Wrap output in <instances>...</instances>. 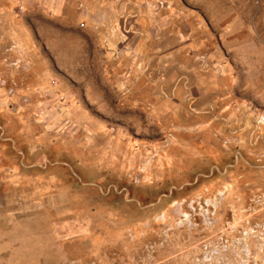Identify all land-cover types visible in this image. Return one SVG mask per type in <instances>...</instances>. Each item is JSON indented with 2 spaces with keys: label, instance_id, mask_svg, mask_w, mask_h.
I'll return each instance as SVG.
<instances>
[{
  "label": "rangeland",
  "instance_id": "1",
  "mask_svg": "<svg viewBox=\"0 0 264 264\" xmlns=\"http://www.w3.org/2000/svg\"><path fill=\"white\" fill-rule=\"evenodd\" d=\"M0 264H264V0H0Z\"/></svg>",
  "mask_w": 264,
  "mask_h": 264
}]
</instances>
